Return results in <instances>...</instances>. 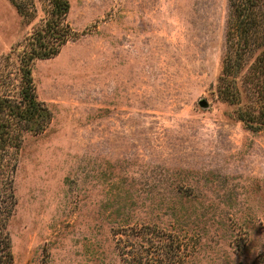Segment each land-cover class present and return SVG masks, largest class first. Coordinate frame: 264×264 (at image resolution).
<instances>
[{"label":"rangeland","instance_id":"374dc122","mask_svg":"<svg viewBox=\"0 0 264 264\" xmlns=\"http://www.w3.org/2000/svg\"><path fill=\"white\" fill-rule=\"evenodd\" d=\"M25 1L29 23L0 0V94L16 93L15 49L48 9ZM69 4L75 38L32 64L51 119L24 133L12 200L0 198L13 264H125L120 231L177 221L197 235L183 264H264V94L248 72L258 50L235 102L216 88L228 1Z\"/></svg>","mask_w":264,"mask_h":264},{"label":"trees","instance_id":"16d2710c","mask_svg":"<svg viewBox=\"0 0 264 264\" xmlns=\"http://www.w3.org/2000/svg\"><path fill=\"white\" fill-rule=\"evenodd\" d=\"M225 19V50L222 56L221 73L217 79L218 95L235 102L238 89L235 85L246 56L258 50L249 63L248 72L254 74L253 87L258 95L264 94V0H227ZM23 23L34 16L25 0H10ZM48 9L42 22L18 44L16 50L17 90L11 95L0 94V198L10 201L12 172L16 155L21 148L25 132L38 133L44 130L51 119V110L37 96L32 76V64L36 59L49 58L59 52L69 39L75 38L65 17L69 0H47ZM259 115L264 118L262 109ZM255 114V113H252ZM247 122L255 121L251 114L241 115ZM258 119V118H257ZM257 121V120H256ZM10 213V210L6 211ZM7 214L0 208V264H13L9 235L4 230ZM175 227L158 223H145L130 227L120 233L128 249L123 256L125 264H183L192 256L197 235L189 237L185 226L177 221ZM175 228V229H174ZM120 239V238H119ZM193 243V245H192ZM194 250V249H193Z\"/></svg>","mask_w":264,"mask_h":264},{"label":"water","instance_id":"95a60500","mask_svg":"<svg viewBox=\"0 0 264 264\" xmlns=\"http://www.w3.org/2000/svg\"><path fill=\"white\" fill-rule=\"evenodd\" d=\"M199 103H200L201 105H204V104H205V100L201 99V100L199 101Z\"/></svg>","mask_w":264,"mask_h":264}]
</instances>
